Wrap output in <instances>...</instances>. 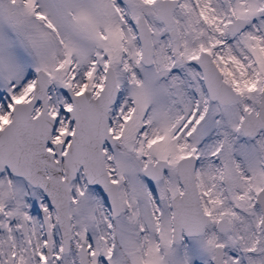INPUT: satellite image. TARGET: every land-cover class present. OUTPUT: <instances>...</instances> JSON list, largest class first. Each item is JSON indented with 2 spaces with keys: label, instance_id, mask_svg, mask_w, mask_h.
Segmentation results:
<instances>
[{
  "label": "snow or ice",
  "instance_id": "1",
  "mask_svg": "<svg viewBox=\"0 0 264 264\" xmlns=\"http://www.w3.org/2000/svg\"><path fill=\"white\" fill-rule=\"evenodd\" d=\"M0 264H264V0H0Z\"/></svg>",
  "mask_w": 264,
  "mask_h": 264
}]
</instances>
